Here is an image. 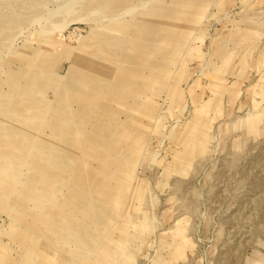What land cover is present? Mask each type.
I'll return each mask as SVG.
<instances>
[{
    "label": "rangeland",
    "instance_id": "374dc122",
    "mask_svg": "<svg viewBox=\"0 0 264 264\" xmlns=\"http://www.w3.org/2000/svg\"><path fill=\"white\" fill-rule=\"evenodd\" d=\"M2 149L0 264H264V0H0Z\"/></svg>",
    "mask_w": 264,
    "mask_h": 264
},
{
    "label": "bare ground",
    "instance_id": "6f19581e",
    "mask_svg": "<svg viewBox=\"0 0 264 264\" xmlns=\"http://www.w3.org/2000/svg\"><path fill=\"white\" fill-rule=\"evenodd\" d=\"M99 69V68H98ZM97 69V71H98ZM101 69V68H100ZM105 71V70H104ZM87 74H89V72H86ZM161 73H164V71H162ZM160 73V74H161ZM44 75V74H43ZM101 75V74H100ZM45 76V75H44ZM84 78L86 79H92V77L84 75ZM103 76V75H101ZM111 76V75H110ZM105 77V76H104ZM43 77H39L37 80H32V84L30 85V87L28 88L27 92L25 93V99H22V101L26 100L27 98H31L29 97L30 93H35V92H39L42 95L46 96L44 93V89L45 87H43V81H42ZM50 80L52 79V76L49 77ZM111 78V77H110ZM108 78V79H110ZM46 79V78H44ZM131 77H127L126 79H123L122 82L120 83V86H126L125 83H127V80H130ZM73 86L75 84V82L71 83ZM70 86V87H71ZM32 93V94H33ZM46 94H49V92H46ZM94 97H92L94 99H96V96L93 94ZM68 97V96H67ZM70 98V97H69ZM83 102H87V101H83ZM19 103H21V100H19ZM10 107L6 106L7 109L10 112V117L13 121V124L11 125V127H15L17 130H19L20 128V124L17 121V119L15 118L14 114L16 111V106H12L10 105ZM41 107H37L36 105L33 106L31 109L33 112L36 111H41L45 106L40 105ZM80 122L79 121H74L70 116H66L65 119H61L60 121V127L58 128V132L54 135V139H55V145H44V148L42 149L43 151H47L46 149H49V152H42L38 157L39 158H43L48 155V158H45L48 162L44 163L43 161H37V170L40 171V175L42 176L41 178H38L34 181H39L41 182L42 180L45 182L46 185H49L52 189L57 190L59 183H56V179L54 177L57 176L56 170L58 171L59 169H61L62 165L60 164V161H67L69 163H71V159L73 157H77L76 153H77V146L75 145V141H80V142H86V141H92L93 143L100 145V146H105L107 147L109 145V142L106 138L100 137L98 135H96L95 137H89L86 136L87 133H82L80 132V130L77 128V124ZM65 128V129H64ZM9 132L11 131V129L8 130ZM102 133V131H101ZM104 136V135H103ZM109 147V146H108ZM3 154H0L1 156H3L5 159L10 160L12 158V156H10L9 154H7L5 152L4 149H2ZM62 152V153H61ZM79 168V167H78ZM77 168V169H78ZM79 174H78V178L82 179L85 183L86 180L84 177L87 176L86 172L83 170H80V168L78 169ZM85 172V175H84ZM61 180H64V177L61 176ZM32 185V184H31ZM79 185H81V182L79 183ZM107 192V191H106ZM105 192V193H106ZM106 201L103 202V206H108V205H112L114 204V200L116 199L115 196L106 193ZM42 207L44 208L43 211L41 212L42 214H47V210H49L50 208L47 206V204H43ZM47 209V210H46ZM67 227L69 229H71L68 232H65V235L63 236L64 238H66V236L71 235L72 233L77 234L78 231L81 233L83 231H86L87 228L86 227H81V228H77L76 225L70 221H67ZM94 226L90 225L88 226V230H94ZM79 235V233H78Z\"/></svg>",
    "mask_w": 264,
    "mask_h": 264
}]
</instances>
